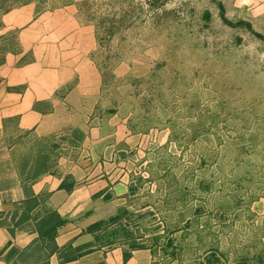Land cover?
Masks as SVG:
<instances>
[{
  "label": "rangeland",
  "instance_id": "374dc122",
  "mask_svg": "<svg viewBox=\"0 0 264 264\" xmlns=\"http://www.w3.org/2000/svg\"><path fill=\"white\" fill-rule=\"evenodd\" d=\"M220 3L230 20L264 34V0H87L80 8L97 27L101 104L134 133H154L137 180L140 223L182 258L264 246V238L250 242L264 219L255 207L264 202V39L227 24Z\"/></svg>",
  "mask_w": 264,
  "mask_h": 264
},
{
  "label": "crops",
  "instance_id": "0c3cea01",
  "mask_svg": "<svg viewBox=\"0 0 264 264\" xmlns=\"http://www.w3.org/2000/svg\"><path fill=\"white\" fill-rule=\"evenodd\" d=\"M86 1L0 0V264H241L170 255L140 223L154 133L101 104Z\"/></svg>",
  "mask_w": 264,
  "mask_h": 264
},
{
  "label": "trees",
  "instance_id": "16d2710c",
  "mask_svg": "<svg viewBox=\"0 0 264 264\" xmlns=\"http://www.w3.org/2000/svg\"><path fill=\"white\" fill-rule=\"evenodd\" d=\"M156 1V0H154ZM220 8H221V17L222 19L229 24L230 26L233 27H245L248 30L253 31V33H255V35L259 38L264 39V34H262L261 32H258L256 30H254L252 23L250 21L244 20V19H239L236 21L230 20L226 14H225V8L223 3H220ZM207 15L209 16L210 13L207 12ZM153 100V96L146 98V102L150 103ZM198 130V129H197ZM197 130L194 131V137L199 136L201 133ZM210 159V155L208 156ZM204 160H206V157H203ZM264 235V233H263ZM261 241L260 240H256L255 242H253V246H258L260 245ZM212 252H211V257L209 258V260L211 262H215L217 263L218 258H217V250L218 248L216 246H212L211 248ZM223 253V252H222ZM237 260L239 263L241 264H246V263H252V264H264V246H260V248L255 251L254 253L251 252V249L248 247L247 251H243L241 254L236 256Z\"/></svg>",
  "mask_w": 264,
  "mask_h": 264
},
{
  "label": "flooded vegetation",
  "instance_id": "af4514ba",
  "mask_svg": "<svg viewBox=\"0 0 264 264\" xmlns=\"http://www.w3.org/2000/svg\"><path fill=\"white\" fill-rule=\"evenodd\" d=\"M261 198H263V197H261ZM261 198L257 199V201H259ZM258 209L261 210L260 207ZM263 233H264V219L261 222L255 223L254 226H253V230L251 231V234H250V237H251V241L250 242L252 243V245H253V242H255L256 240H260L261 243H263V238H264ZM247 249H248V246L244 247V249L240 250L237 253V255L241 254L243 251H247ZM223 255H227V254L225 252H223ZM237 255H235V256H237Z\"/></svg>",
  "mask_w": 264,
  "mask_h": 264
}]
</instances>
